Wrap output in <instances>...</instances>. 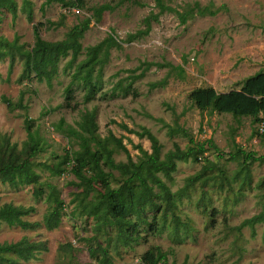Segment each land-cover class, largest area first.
Returning a JSON list of instances; mask_svg holds the SVG:
<instances>
[{"label":"rangeland","instance_id":"rangeland-1","mask_svg":"<svg viewBox=\"0 0 264 264\" xmlns=\"http://www.w3.org/2000/svg\"><path fill=\"white\" fill-rule=\"evenodd\" d=\"M28 1L33 9L32 23L24 11L25 0H15V23L10 12L0 9V42L13 41L17 35L19 44L30 50L35 42L33 27L39 23L44 24L42 39L64 41L74 27L93 15L94 8L104 4L116 8L105 12L101 21L91 22L81 39L82 54L74 63L71 56L62 59L52 87L34 75L20 83L24 73L22 59L17 55L9 76L10 55L6 51L0 57V135L22 150L28 139L24 123L27 114L34 120L42 147L33 159L38 184L12 187L0 181V206H33L36 213L25 220L42 222L48 202L46 195L38 199L35 192L50 183L60 192L66 214L53 231L44 227L23 231L2 224L0 243L17 242L25 236L47 242L48 252L19 264H63L72 252L65 257L60 249L68 244L74 247L73 262L80 264H103L101 248L108 250L111 264H143V256L153 247L168 253V260L160 264H264V224L254 230H236L263 210L264 162H246L242 152L255 153L256 158L264 156V136L260 131L264 113L260 115L262 122L254 124L252 118L201 112L189 99L190 92L197 88L212 87L222 93L240 90L246 79L264 70V0H164L181 13L199 3L217 14L196 15L183 25L176 13L167 12L152 24L148 36L113 48L103 69L100 89L89 102L85 101L87 91L81 85L72 86L70 100L65 92L77 65L86 59V49L110 34L125 41L128 34L145 29L144 19L159 11L155 0H88L87 9L79 12L58 2L42 11L47 0ZM144 63L170 66H154L139 77ZM152 84L160 85L152 89ZM3 96L14 102L23 96L27 110L10 111ZM68 102L71 107H66ZM87 111L94 113L95 135L112 152L116 164L127 163L128 159L124 151L108 141L110 134L122 138L136 162L145 158L144 151L152 153L151 142L130 131L149 130L162 146V159L174 150L175 144L187 150L204 141L211 143L198 162H178L172 179L160 175L171 192L177 194V205L150 209L146 214L148 221L159 231L141 225L136 239L128 245L118 239L117 228H101L96 220L72 213L84 186L63 158L80 150L73 133L79 130L78 123ZM91 147L99 146L92 142ZM246 166L249 175L243 171ZM63 168L67 171L62 175ZM105 170L113 172L112 188L117 189L122 181L120 173ZM198 175L201 179L192 183L190 179ZM95 198L97 193L90 191L86 200ZM156 202L162 205L160 200ZM176 216L187 227L178 224Z\"/></svg>","mask_w":264,"mask_h":264},{"label":"trees","instance_id":"trees-1","mask_svg":"<svg viewBox=\"0 0 264 264\" xmlns=\"http://www.w3.org/2000/svg\"><path fill=\"white\" fill-rule=\"evenodd\" d=\"M87 1L47 0L42 6V11L54 2L60 3L64 8L83 10L87 9ZM128 1L132 0H120L119 3ZM155 2L159 11L158 13L152 12L144 19L145 29L128 34L125 41L119 40L115 34H110L101 43L86 49V59L77 65L75 72L72 74V82L65 90L68 100L71 99L72 86L76 84L81 85L87 91L85 101L89 102L100 89L103 69L109 62L111 50L121 48L123 42L131 43L148 36L152 30V24L158 22L163 14L167 12L176 13L183 25L196 15L214 16L217 14L209 7H201L199 3H195L194 7L187 12L181 13L166 5L164 0H155ZM31 5L30 1L25 0L24 11L30 23L33 22ZM115 8L111 4L94 8L93 15L74 27L64 41L49 42L42 39L40 32L44 24L39 23L33 27L35 42L30 50L19 44V36L17 35L13 41L4 40L0 42V57L3 58L6 51L10 55L8 75L10 76L12 73L18 55L24 62V73L18 80L20 83L31 79L34 75L39 82H45L49 87H52L53 80L58 76L59 64L62 59L71 56V62L74 63L82 54L81 39L90 28L91 22L93 20L101 21L105 12L113 11ZM0 9H6L10 12L13 23L16 22L18 7L15 0H0ZM48 23L54 25L51 21ZM3 48L5 50H2ZM143 66V72L139 77L154 66L165 68L170 65L144 63ZM159 85L152 84L151 86L152 89H155ZM189 99L201 112L212 111L219 114H231L235 118H252L254 124L260 123L262 122L260 115L264 113V70L246 79L240 90L222 93L212 87L197 88L190 92ZM2 100L8 105L10 111L16 109L27 110V106L23 103V96L18 102H14L6 96H3ZM66 107H71L70 102L66 104ZM73 109L76 110L77 108L73 107ZM24 123L28 139L22 150H18L17 144H12L9 139L0 135V181L12 187L38 184L33 159L42 151V147L38 133L35 131L34 120L25 114ZM78 127L79 130L73 134L79 140L80 150L67 153L63 158L64 163L71 166V172L80 181L79 184L84 186L82 194L78 195V207L72 213L74 216L78 214L96 220L97 225L101 228H117L118 239L124 241L127 245L136 239L138 228L141 225H149L152 231H159L148 221L146 214L150 209L160 210L163 206L170 208L177 205V194L171 192L160 175L168 180L172 179V174L177 170L178 162H189L190 160L198 162L201 156L208 151L206 147L211 145L209 141H204L200 144H194L187 150H182L175 144L174 150L168 152L162 159V146L149 130L145 129L141 133L130 131L139 138H147L151 142L152 153L144 151L145 158L136 162L123 143L122 138L110 134L108 141L124 151L128 159L127 163L116 164L112 158V152L106 149L95 135L97 124L95 123L94 113L87 111L83 120L78 123ZM261 134L264 136V133ZM92 142H96L99 147L93 149L91 147ZM242 153L246 162L251 160L264 162V156L256 158L255 153ZM105 168L120 173L122 181L117 189L112 188L113 172L106 171ZM66 171L67 168H63L60 173L63 175ZM243 171L246 175L250 174L248 166L244 167ZM200 179L201 176L198 175L190 181L193 183ZM45 188L48 189V192ZM90 191H95L97 198L87 201L86 198ZM44 195H46L48 202V211L42 222L25 220L26 217L36 213L33 206L23 207L5 204L0 206V227L2 224H6L10 228H19L23 231H34L41 227L48 231L57 229L66 216L64 212L65 203L61 199L58 189L50 183L45 184L43 188L38 187L35 192L38 199ZM157 200H160L162 205H158ZM175 220L178 224L187 227V224L182 222L179 217L176 216ZM260 224H264V205L263 210L258 215L243 221L236 230L241 231L245 228L254 230ZM253 237H255V231H253ZM61 250L62 252L64 250L65 257L70 250L72 252L69 259L63 264H80L73 262L74 247L71 244L63 246L60 253ZM48 251L49 247L46 241H35L25 236L17 242L0 243V264H19V261L29 262L36 260L40 254ZM100 253L102 254V263L111 264L108 250L101 248ZM167 260L168 253L159 247L151 248L142 258L143 264H160Z\"/></svg>","mask_w":264,"mask_h":264},{"label":"built area","instance_id":"built-area-1","mask_svg":"<svg viewBox=\"0 0 264 264\" xmlns=\"http://www.w3.org/2000/svg\"><path fill=\"white\" fill-rule=\"evenodd\" d=\"M75 10V9H74ZM75 12H79V10H76ZM261 133H264V126L260 128Z\"/></svg>","mask_w":264,"mask_h":264}]
</instances>
